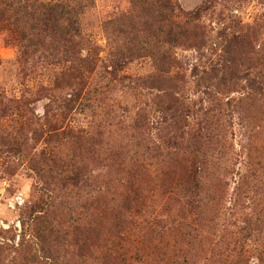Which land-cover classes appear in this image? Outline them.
<instances>
[{
	"label": "rangeland",
	"instance_id": "obj_1",
	"mask_svg": "<svg viewBox=\"0 0 264 264\" xmlns=\"http://www.w3.org/2000/svg\"><path fill=\"white\" fill-rule=\"evenodd\" d=\"M50 1L0 0V264H264V0H173L205 31L174 49L175 151L160 92L119 82L153 75L149 57L93 74L94 95L65 111L67 67L30 41ZM124 7L93 0L79 16L98 67Z\"/></svg>",
	"mask_w": 264,
	"mask_h": 264
},
{
	"label": "trees",
	"instance_id": "obj_2",
	"mask_svg": "<svg viewBox=\"0 0 264 264\" xmlns=\"http://www.w3.org/2000/svg\"><path fill=\"white\" fill-rule=\"evenodd\" d=\"M127 1L128 7L109 15L103 24L107 53L100 64L104 65L107 60L111 71H108L106 66H99V70L93 58L89 55L85 57L81 55L83 50L90 49V44L80 31L78 19L87 7L93 5V0H57L40 3L37 7L36 24L37 27H43L44 33L40 35L39 30L37 35L31 33L30 41H35V45L40 43L41 48L42 45H47L46 50L43 48L44 59L50 57L54 61L51 62L57 65H60L61 61L65 63L68 72L66 76L73 81V84L67 85L71 95L62 103L65 111L75 105H85L88 96L94 95L93 89L83 92L87 79L93 74L95 76L99 74L100 78L108 77L121 71L125 62L149 57L155 68L153 75L134 80L122 77L119 82L125 83V80H129L130 84L134 82L136 86L160 92L157 98L161 100L160 102L164 101L163 113L173 122L177 117L178 109L182 106L179 97L175 94L178 91L174 84L177 75H172L173 69L179 66L174 49L203 46L204 26L200 24L198 14H185L173 0ZM25 15L32 16V14ZM31 24L33 25V22ZM47 36L50 41L46 44L44 40ZM96 70H99V73ZM256 90L260 92L257 88ZM179 117L178 123L167 124L165 128L166 146L174 151L182 147L180 140L183 138L178 133L184 134L183 128L179 125L183 119L182 114ZM139 123H142V120L139 119ZM197 125L194 139L209 140L210 133L205 125L202 123ZM185 149L192 154L188 148ZM189 178L193 188L197 189L196 170ZM244 185L249 186L246 182H242L240 186ZM240 191L242 193V190ZM190 198H196V194L190 192ZM236 255L241 256V252Z\"/></svg>",
	"mask_w": 264,
	"mask_h": 264
},
{
	"label": "built area",
	"instance_id": "obj_3",
	"mask_svg": "<svg viewBox=\"0 0 264 264\" xmlns=\"http://www.w3.org/2000/svg\"><path fill=\"white\" fill-rule=\"evenodd\" d=\"M19 201V200H18ZM19 203V202H18ZM20 204V203H19Z\"/></svg>",
	"mask_w": 264,
	"mask_h": 264
}]
</instances>
